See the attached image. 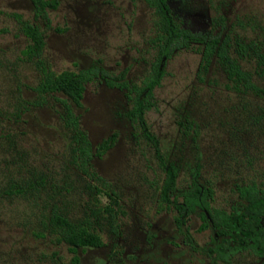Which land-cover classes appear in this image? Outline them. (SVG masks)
Here are the masks:
<instances>
[{
	"label": "rangeland",
	"instance_id": "374dc122",
	"mask_svg": "<svg viewBox=\"0 0 264 264\" xmlns=\"http://www.w3.org/2000/svg\"><path fill=\"white\" fill-rule=\"evenodd\" d=\"M55 1L42 15L31 0H0V264H264L251 249L237 250L229 261L212 258L205 248L213 230L199 229L196 213L178 229L171 205L159 198L163 170L127 116L157 55L153 8L146 0ZM167 1L182 28L213 32L218 26L211 19L220 16L221 33L232 47L238 36L264 50V0ZM23 23L43 36L41 51L32 57L22 53L29 43ZM200 59L198 44L170 54L144 118L160 154L178 166L176 188L186 189L198 163V181L212 191L210 205L229 210L236 185L264 187V98L234 93L216 58L199 71ZM239 62L250 71L255 67L251 58ZM92 66L116 82L122 77L126 86L92 75L80 107H72L92 155L83 174L66 149L60 102L35 87L42 69ZM253 79L264 87L254 73ZM187 122L183 132L179 123ZM111 134L112 146L95 155ZM95 185L111 190L117 205L97 194ZM51 205L73 222L86 217L85 227L101 245L70 252L46 227ZM107 205L114 209L111 217Z\"/></svg>",
	"mask_w": 264,
	"mask_h": 264
},
{
	"label": "trees",
	"instance_id": "16d2710c",
	"mask_svg": "<svg viewBox=\"0 0 264 264\" xmlns=\"http://www.w3.org/2000/svg\"><path fill=\"white\" fill-rule=\"evenodd\" d=\"M36 13L44 15L45 8L55 6V0H31ZM153 8L157 17V34L154 43L157 47L155 61L151 65L148 76L143 80L142 86L136 89L132 98L131 107L128 109V117L137 122L143 136L152 146L159 165L163 170V178L160 186L159 198L166 205H171L174 210V222L178 229L185 224L187 217L196 213L201 220L199 229L210 227L213 231H223L233 239H227L225 245H219L215 239H211V245L205 248V253L214 258L219 257L226 260L228 253L237 250L250 248L255 254L261 256L264 253V187L255 183L236 185L237 199L232 203L229 210L212 207L210 200L212 191L208 185L199 183V164L195 163L191 170V176L186 189L176 188V176L178 166L176 163L167 160L160 154L155 136L149 131L144 113L152 103L153 89L159 84L163 75V63L170 54L190 44H198L201 52V63L199 67L205 70L211 58H216L222 68L226 86L234 93L245 96L251 94L258 98H264V87L258 86L253 79V73L264 81V50L256 41L242 40L241 37H234V47L227 33H221V17H213L211 24L218 29L213 32H196L182 28L173 17L167 0H146ZM21 31L29 40V43L22 50L27 56L38 54L43 47V36L39 29L30 24L23 23ZM251 58L255 63L252 71L242 67L239 60ZM105 71L99 67L78 71L63 70L53 73L48 69H42V74L35 87L39 94L51 95L60 102V118L64 128L68 131L66 149L70 153L71 160L83 174H87L91 154L88 149L84 132L79 128L78 118L72 111L81 105L84 85L93 76H100L107 85H115L118 88H125L126 82L123 78L120 81L105 76ZM59 94V95H58ZM185 132L190 128V123H179ZM114 142V134L102 139L94 151L95 155H101ZM71 162V163H72ZM95 180H101L97 175L92 174ZM87 189H89L87 187ZM97 194L106 195L111 204L117 205L114 193L110 190L100 189L94 186ZM18 191V190H15ZM104 210L111 217L114 212L112 205H107ZM114 215V213H113ZM85 217V216H84ZM86 219V217H85ZM85 219L73 222L69 220L55 205H51L46 218V227L49 232L56 235L57 240L64 241L70 252L77 248L98 247L101 245L99 236L85 227ZM186 241L191 242L189 234L185 232ZM233 242L234 245H230Z\"/></svg>",
	"mask_w": 264,
	"mask_h": 264
},
{
	"label": "flooded vegetation",
	"instance_id": "af4514ba",
	"mask_svg": "<svg viewBox=\"0 0 264 264\" xmlns=\"http://www.w3.org/2000/svg\"><path fill=\"white\" fill-rule=\"evenodd\" d=\"M222 230L223 231H213V235H212V237H211V239L213 238V239H215L216 241H222V242H218V244L219 245H221V244H223V245H225L226 243L224 242L225 240H227V239H233L232 238V236L230 235V234H228V233H226V231L228 230V228H222ZM230 243V245H234V243L233 242H229ZM211 245V244H210ZM209 245V246H210ZM244 249H250V248H244ZM233 253H228V257H227V259L226 260H223V259H221V258H219V257H216L215 256V254H214V259H216V260H218V261H229V257H230V255H232ZM259 256V255H258ZM261 259H263V257H264V253H263V255H261V256H259Z\"/></svg>",
	"mask_w": 264,
	"mask_h": 264
}]
</instances>
